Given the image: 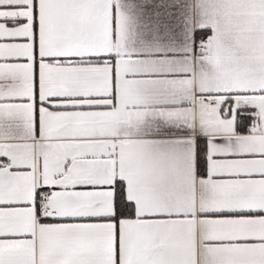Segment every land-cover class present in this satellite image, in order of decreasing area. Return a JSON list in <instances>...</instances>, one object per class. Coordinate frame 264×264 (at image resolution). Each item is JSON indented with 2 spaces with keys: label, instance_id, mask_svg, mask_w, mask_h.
Listing matches in <instances>:
<instances>
[{
  "label": "snow or ice",
  "instance_id": "6c2138e0",
  "mask_svg": "<svg viewBox=\"0 0 264 264\" xmlns=\"http://www.w3.org/2000/svg\"><path fill=\"white\" fill-rule=\"evenodd\" d=\"M0 264H264V0H0Z\"/></svg>",
  "mask_w": 264,
  "mask_h": 264
}]
</instances>
